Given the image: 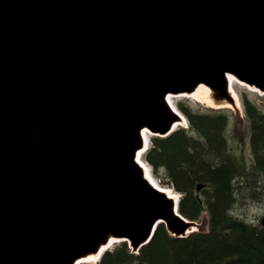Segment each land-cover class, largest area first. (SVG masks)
<instances>
[{"label": "water", "instance_id": "water-1", "mask_svg": "<svg viewBox=\"0 0 264 264\" xmlns=\"http://www.w3.org/2000/svg\"><path fill=\"white\" fill-rule=\"evenodd\" d=\"M238 40H254L264 64V0H0V264L88 263L120 242L137 250L160 224L178 237L195 231L141 155L149 135L188 127L166 96L203 83L239 112L231 75L264 92L256 68L229 58ZM147 198L162 213L140 241L113 228L92 244L125 205ZM65 225L77 238L68 241Z\"/></svg>", "mask_w": 264, "mask_h": 264}, {"label": "trees", "instance_id": "trees-1", "mask_svg": "<svg viewBox=\"0 0 264 264\" xmlns=\"http://www.w3.org/2000/svg\"><path fill=\"white\" fill-rule=\"evenodd\" d=\"M184 103L178 102L177 107L187 117L189 127H178L165 137L151 136L144 159L157 177L166 172L168 184L182 194L179 209L184 217L198 221L204 211L209 215L208 230L177 237L160 224L139 253L121 242L106 251L97 264H264V223L255 226L232 211L236 191L239 195V190L253 188L251 194L264 196V111L243 94L255 157L254 163L244 168L242 157L230 151L228 116L215 114L225 110L198 109L199 113ZM237 176L242 183L235 186ZM199 184H204L201 190Z\"/></svg>", "mask_w": 264, "mask_h": 264}, {"label": "bare ground", "instance_id": "bare-ground-1", "mask_svg": "<svg viewBox=\"0 0 264 264\" xmlns=\"http://www.w3.org/2000/svg\"><path fill=\"white\" fill-rule=\"evenodd\" d=\"M126 18H129V17H125V18H122V19H120L119 20V27H117V29H119L120 28V30L121 29H123V28H127L128 26L126 25V22L128 21V19H126ZM250 18V17H249ZM252 18V17H251ZM230 20V19H229ZM251 20V19H250ZM131 21V20H130ZM130 23V22H129ZM128 23V24H129ZM116 24H117V22H116ZM132 24L133 23H131V26H132ZM111 25V24H110ZM121 25V26H120ZM110 28V27H109ZM113 28H114V26H113ZM130 28V27H129ZM128 28V29H129ZM127 29V30H128ZM111 30V29H110ZM125 30V29H124ZM115 31H117V30H115ZM123 31V30H122ZM121 31V32H122ZM111 32V31H110ZM112 32H114V31H112ZM120 32V31H119ZM118 32V33H119ZM116 33V32H115ZM115 33H113L112 35H114L115 36ZM118 35V34H117ZM143 36V35H142ZM243 41V40H242ZM248 41V40H247ZM234 42V41H233ZM235 43V42H234ZM236 45H238V46H240V49H241V51L240 52H233L230 56H229V58H235V59H237L239 62H241V63H247V64H250V66L251 67H253V68H256L255 69V71L254 72H252V73H254V74H260L261 76H264V71L263 70H260V73H258V69H264V66H262V65H264L262 62H261V56H260V54L258 55V51H257V45H256V42L253 40V41H250V43H249V41L248 42H245V41H243V42H241V40H238L237 41V43H235ZM245 44H247L246 46H244ZM232 47V46H231ZM262 50V49H261ZM263 51H264V49H263ZM190 57H191V55H190ZM216 59V58H215ZM248 70V69H247ZM227 72H229V73H232V71L231 70H227ZM237 74H239V75H243V76H245L244 78H246V79H248L249 78V76H246V75H244V74H242L241 72L240 73H237ZM249 74V73H248ZM247 74V75H248ZM231 79H233V78H231ZM254 80H257L256 82H261V81H259L258 79H256V78H253ZM249 80V79H248ZM254 82V81H253ZM233 80H232V83H231V86H232V88H233ZM255 83V82H254ZM186 84V83H185ZM199 84V83H198ZM205 84H208V85H210L211 87H213L214 88V90L216 91V92H219L220 91V89H219V87H217V86H215L213 83H205ZM257 85H259V84H257ZM183 86H187V85H183ZM233 90H234V88H233ZM234 92H235V94L237 95H235L234 94V96H235V99H236V102H237V106H236V108H241V102H240V99H239V96H238V94H237V92L234 90ZM174 97H177V96H172V95H169V96H166V98H167V101H170L175 107H176V105H175V103L173 102V99L172 98H174ZM188 97H190V98H194V99H196L197 101H201V102H203V103H206V104H208V105H212V106H219V107H222V106H230V105H224V103H217L210 95H209V90L208 89H206V88H204L203 87V83H201L198 87H197V89H196V91L195 92H193L190 96H188ZM139 115V111H137V110H135V111H133L132 112V115H131V119L133 120V116L134 117H137ZM148 117V116H147ZM146 117V118H147ZM121 125H122V132H124V135H122V136H120L119 138L120 139H124L125 138V136H129L130 135V132H129V129H128V124H123V123H121ZM160 125V124H159ZM161 129V128H160ZM174 131H172L171 133H173ZM171 133H169V134H167V135H156V136H161V137H165V136H168V135H170ZM150 144H151V142L149 143V146H150ZM122 147H123V149H124V151L126 150L125 149V146H124V144H122ZM143 160V159H142ZM143 162H145L144 160H143ZM146 167H147V170H148V173L150 174V176H151V178L153 179V181L157 184V185H159L161 188H163L171 197H174L175 199H177L179 196H180V193H178L177 191L175 192V190L174 189H171V188H165V187H162L158 182H157V180L155 179V177L153 176V173H152V170H151V167H150V165L147 163L146 164ZM119 170V169H118ZM120 170H121V168H120ZM121 172V171H120ZM128 177V176H127ZM122 180H125V181H133V178L132 179H129V178H124V179H122ZM200 185V184H199ZM199 185H198V190H201L202 188H203V186L201 187V188H199ZM170 187H172V186H170ZM127 195V194H126ZM159 201V200H158ZM162 203V202H161ZM163 204V203H162ZM104 206H105V204H103ZM126 207H123V210L124 211H126V212H123L124 214H122L121 216H120V218H118L119 220L117 221V222H112L111 221V223L109 222V223H105V225H103L100 229H99V227H92V229L90 230V231H92V232H97V230L99 229V231L96 233V236H95V238H94V241H93V243L94 244H98V245H100V243L104 240V238H105V236H106V234H108L109 232H111V230L113 229V228H115V229H121L122 231H124L126 234H127V236H128V240L131 242V243H137L138 241H140L141 240V238H142V235H141V232L143 231V230H145V228L150 224V219H151V216H152V214L153 213H162V211H161V209L162 208H160V206H163V205H159L155 200H153V199H151V198H147V199H145L141 204H139V203H137L136 201H134L133 203H131V205H125ZM177 212H178V210H177ZM178 215H180L183 219H185L187 222H190L191 223V221H193V220H190V219H188V218H186V217H184L182 214H181V212H180V209H179V212H178ZM117 220V219H116ZM176 220V219H175ZM178 221V220H177ZM106 222V221H105ZM77 224V223H76ZM178 224H180V223H178ZM177 224V225H178ZM165 225V224H164ZM66 226V236H67V238H68V241L71 239L72 240V235H74V236H76V238H77V234H75V232L73 231V227L71 226V225H65ZM159 226V225H158ZM158 226L157 227H155V231H156V229L158 228ZM165 227H166V225H165ZM176 226L172 223V228H175ZM195 228V227H194ZM193 228V229H194ZM166 229H167V231L171 234V235H174V233L172 234L169 230H168V228L166 227ZM179 229V228H178ZM180 230V229H179ZM76 231V230H75ZM155 231H154V234H155ZM189 231H191V230H189ZM188 231V232H189ZM112 232H113V230H112ZM121 232V231H120ZM187 232V233H188ZM122 234V233H121ZM45 236H47V235H45ZM154 236V235H153ZM175 236V235H174ZM178 237V236H177ZM45 238V237H44ZM43 238V239H44ZM45 240V239H44ZM45 242V241H44ZM66 242V241H65ZM73 242H75V241H73ZM124 242H127V241H124ZM46 243V242H45ZM128 244H129V247H130V249H131V251L132 252H135V253H139L140 252V249L144 246H141L140 248H138L137 250H133V248H132V246H131V244L129 243V242H127ZM149 243V242H148ZM36 244V243H35ZM47 244V243H46ZM79 243H77V246L78 247H76L77 249H76V251H80V245H78ZM26 246L24 247V249L23 250H25V253L27 254V255H31V254H34L32 251H31V249H29L28 248V246H27V244H25ZM146 245V244H145ZM24 246V245H23ZM39 246V245H38ZM42 246V245H41ZM45 246V245H44ZM43 246V247H44ZM33 250V249H32ZM36 250H37V248H36ZM38 250H39V248H38ZM91 250V249H90ZM34 251V250H33ZM42 251V250H41ZM75 252V251H74ZM39 254V253H38ZM26 255V256H27ZM69 255V254H68ZM91 256H93V257H91V259L90 260H93V261H90V263H92V262H94V263H96L97 261H94L96 258H94V257H96V256H94V255H91ZM36 257V256H35ZM42 257V256H41ZM47 258V257H46ZM42 260V259H41ZM37 261H39V260H37ZM50 261V259H46V260H42V263L43 262H49ZM65 261H67V258L65 259ZM100 261V260H99ZM51 262V261H50ZM57 262H58V259L56 260V263L55 264H57ZM85 262H83V263H81V264H84ZM8 264V263H7ZM38 264H41V263H38ZM44 264H47V263H44ZM52 264H54V263H52ZM65 264H68V262L67 263H65Z\"/></svg>", "mask_w": 264, "mask_h": 264}, {"label": "rangeland", "instance_id": "rangeland-1", "mask_svg": "<svg viewBox=\"0 0 264 264\" xmlns=\"http://www.w3.org/2000/svg\"><path fill=\"white\" fill-rule=\"evenodd\" d=\"M250 77L251 76L249 75L248 79H252ZM254 78L258 79L259 81H261L262 84H264V76L256 74L254 76ZM252 80H254V79H252ZM218 84H219V82H218ZM258 84H259V82H258ZM220 87L222 90V88H223V80L222 79L220 81ZM233 88L239 96V99L241 102V110H239V112H238L237 110H233L230 108H222V107L219 108V107H217L216 109H224L225 112L215 113V114H226L228 116L230 123H229L228 129H227V138H228V144L230 145V148H231L230 151H232L235 155L242 157V159L245 162V163H243L244 168H245L246 165L249 167L251 163H254L255 157H254V154L251 150L250 143H249L248 119L246 117V113L244 110L243 94H246L248 96V98L255 100L257 102V105L259 106V108L262 111H264V94H259L256 91H252L249 88H247L245 85H242L241 83L237 82L236 80H235V83H233ZM172 99H173V102L176 104V106H177L178 102H180V101H182L183 103L184 102L191 103L192 106L189 104H185V103L184 104L190 106V108L194 112L200 113V111L198 109H200L202 111H206V112H208L211 108L215 109L214 107L209 106L206 103H203L201 101H197L194 98H190V97H186V96H177V97H174ZM195 135H196V133H195ZM165 175H166V172H164V171H163V173H161V175H159L161 180L159 179V177H157L155 175H153V176L155 177V179L158 178L156 180L162 187L173 189L172 187L168 186L169 185L168 179L166 178ZM261 175H263V174H261ZM240 176L246 179L245 176H242V175H240ZM240 176H237V178L235 179L234 182L235 183L237 182V184H235V186L242 183V178ZM259 183L261 184V182H259ZM164 184H166V185H164ZM260 187H262V186H260ZM252 189L253 188L247 189V187H246L242 190H239V191H242L239 193V195H238L237 191L235 192L236 197H237V202L233 206L232 211L234 212L235 216L239 217L240 219H244L247 223H250V224L257 226L258 224L264 223V196L263 197L259 196L256 192H252V194H251ZM258 191H260V190H258ZM208 194H209V196L212 195L211 193H208ZM192 220L196 221V219H192ZM196 222L198 224L197 227L195 228L196 233H200V231H207L209 228V215L204 211L201 218ZM175 224H178V221H176ZM195 231H193V232H195ZM193 232H191V233H193ZM92 244L95 245L94 243H92ZM65 249H66V247H65ZM133 253H135V252H133ZM90 264H97V263L92 262Z\"/></svg>", "mask_w": 264, "mask_h": 264}]
</instances>
